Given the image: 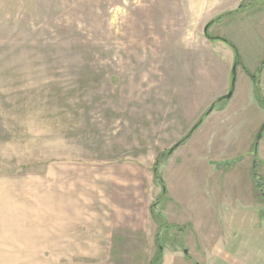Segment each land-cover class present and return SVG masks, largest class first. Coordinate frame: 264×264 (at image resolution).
Returning a JSON list of instances; mask_svg holds the SVG:
<instances>
[{"label": "rangeland", "instance_id": "obj_1", "mask_svg": "<svg viewBox=\"0 0 264 264\" xmlns=\"http://www.w3.org/2000/svg\"><path fill=\"white\" fill-rule=\"evenodd\" d=\"M243 73L264 101V0H0V264H264V133L248 206L216 191L217 160L246 150L232 113L262 118ZM131 165L160 227L151 207L140 232L98 213Z\"/></svg>", "mask_w": 264, "mask_h": 264}, {"label": "crops", "instance_id": "obj_2", "mask_svg": "<svg viewBox=\"0 0 264 264\" xmlns=\"http://www.w3.org/2000/svg\"><path fill=\"white\" fill-rule=\"evenodd\" d=\"M237 7V5L234 6V9ZM232 9V10H234ZM237 9V8H236ZM228 10L227 9H222L219 12V15L222 14L223 12H226ZM260 13H263V8L257 12L254 13L253 15L259 16ZM241 14L240 11H234L230 14V16L232 15H238ZM227 16V15H225ZM229 16V17H230ZM222 19V18H221ZM220 19V20H221ZM207 38V37H206ZM212 40L214 39H209ZM222 43L224 44V46H227V42L222 40ZM227 45H226V44ZM230 54V57H232V62H233V52H229L226 51V54ZM233 63H231L232 66ZM234 65V64H233ZM256 68V67H255ZM231 73V72H230ZM239 79V78H238ZM235 83H243L244 84V92H246V97L248 99H250V101L253 102V104L255 103L254 106H256V108L258 109L260 116L263 118L260 119V122L258 123L257 128H254V117H253V111H247L245 109L240 110V112H237L234 114V112L232 113V118L235 120L234 121V128H232L233 130L230 131V139L233 140L234 137V133L236 134L237 138V142L235 144H237L238 146H242L245 145L243 147H246V150H244L243 152L239 153V157L238 156H234V157H229V158H219L217 160L218 165L220 166H226L221 167L222 169V174L223 176H225L224 181V187L225 186H229L228 188H224L229 189L228 193H223V195L221 196L222 191H220V187H218L219 189H217V197L223 199L224 203L226 204V199L229 195L230 197V202L228 201V205L232 208H238L236 202H234L233 199H236L239 197L242 198V200L239 202L241 203V207L242 208H246L247 202H245L243 199L244 197H247V194L251 195L254 193V189H253V177L251 175V170L253 169L255 163L253 162V159L255 157V153H254V149H253V142L255 140V134L257 132V130L260 128V126L263 123L264 117L262 116V110H263V106L261 105V102L257 99V94L255 91V86H254V81L253 79L249 76L243 73L241 79L239 80H235ZM241 87L242 84H241ZM231 127V126H230ZM240 133H243V136L240 137ZM246 134V137H245ZM230 140V141H231ZM248 141V142H247ZM247 142V143H246ZM226 143V141H225ZM224 142L220 141V147L224 146L225 144ZM259 147H261V145L264 147V137L261 139V141L259 142ZM251 153V154H248ZM258 156V154H257ZM225 169V171H224ZM118 170H121L122 172H124L126 175L123 176V178H118L117 180L111 179V185L110 186H106L107 189H104L103 187V195L107 193L109 194L108 199H106V197L103 196V200L107 201L108 203V207L104 208L105 210H109L108 212L105 211L104 209H102L101 211L98 210V213L100 215H104L108 214L110 216V220L113 222L110 223H117V225H115L114 227H116L118 230H123V232L125 233V230L131 231V230H138L139 232L142 231L147 222L148 219L150 217L149 214V204L146 205V202L144 203V191H143V186H142V180H141V175H140V171L139 169H137L134 166H130V167H125V168H120ZM152 182L155 180L153 177V172H152ZM226 178L230 181V183H225ZM116 179V178H115ZM243 180V183L240 186V181ZM237 181V183H236ZM241 187V188H240ZM239 188V189H238ZM240 190L243 191H247L248 192L244 195V193ZM57 191L54 189V193H53V206L54 209L56 208V205H58L57 211H54L52 213V216H50L51 214H49V219L52 220L53 216H54V221H59L61 220V216H62V212H61V201L56 202V199H58L57 197H60V195L58 196V194L56 193ZM240 194V195H238ZM145 199V198H144ZM60 200V199H59ZM142 203H144L146 206L141 207ZM7 204V203H6ZM218 204L213 205L212 208L217 207ZM245 206V207H244ZM196 206H193L192 208L194 209ZM220 207V206H218ZM240 207V206H239ZM199 212L203 211L205 212L204 208L200 203H198L197 206ZM112 210V211H111ZM102 217V218H103ZM105 219V218H103ZM52 221V222H54ZM58 222V223H59ZM55 223V222H54ZM109 223V222H108ZM115 237L118 238H124L123 242H121L124 245H134L135 243L133 241H130V239H126L125 240V235L121 232H116L114 233ZM127 235V234H126ZM129 236V235H128ZM129 240V241H127Z\"/></svg>", "mask_w": 264, "mask_h": 264}, {"label": "trees", "instance_id": "obj_3", "mask_svg": "<svg viewBox=\"0 0 264 264\" xmlns=\"http://www.w3.org/2000/svg\"><path fill=\"white\" fill-rule=\"evenodd\" d=\"M231 13H232V11H229V12L224 13V14H225V15H229V14H231ZM224 14H220V15H218V16L215 18V20H219V19H221V18L223 17ZM215 20H212V21L208 22L206 25L209 27L210 24H212ZM206 35L208 36L209 39H221V40H223V41L229 43L226 39H224V38H222V37H218V36L215 37V36L209 35L208 33H206ZM229 45H230V46L233 48V50H234V55H235V57H234V66H236L237 63H238V52H237V50H236V47H235L233 44L229 43ZM231 75L233 76L234 73L231 72ZM253 80H254V78H253ZM255 91H256V94H257V99L261 102L262 105H264V101H263V99L260 97L256 85H255ZM220 99H221V98H219V100H220ZM205 114H206V113H205ZM200 121H201V119L198 120V122L194 125V127L192 128V130H194V128H195L196 126H198V124H199ZM191 132H192V131H191ZM191 132H190V133H191ZM190 133H188L186 136H184V137L179 141V143H181V142H183L184 140H186V139L188 138V136L190 135ZM263 133H264V122L262 123V125H261L260 128L258 129L257 133L255 134V140L258 141V140L261 138V136H262ZM176 146H177V145H175L174 147H172V150H173V148H175ZM170 152H171V149H170L169 153H170ZM157 164H158V157H156V160H155L154 165H153V167H152V172H153V177H154V179L157 180V181H159V183H160V185H161V187H162V190H163V191H162V194H164V193H165V190H164V186H163L162 179L160 178V176H159V174H158V171H157ZM255 185H256L257 188H259V187H258L259 185L257 184L256 181H255ZM152 205H153V204H152ZM152 205L150 206V207H151V208H150L151 216H152L153 219L157 222V225L160 227L161 224H162V222L156 217L155 213H153V207H152ZM159 247L161 248L160 245H159ZM158 251H159V250H158ZM159 252H160V251H159ZM151 264H154V262H151Z\"/></svg>", "mask_w": 264, "mask_h": 264}, {"label": "water", "instance_id": "obj_4", "mask_svg": "<svg viewBox=\"0 0 264 264\" xmlns=\"http://www.w3.org/2000/svg\"><path fill=\"white\" fill-rule=\"evenodd\" d=\"M207 28H208V26L205 25V27H204V33H205V35H206V33H207ZM206 37H208V36L206 35ZM234 71H235V68H234V66H233V68H232V73H234ZM232 80H234V79H232ZM230 95H231V91H229L225 97H229Z\"/></svg>", "mask_w": 264, "mask_h": 264}]
</instances>
